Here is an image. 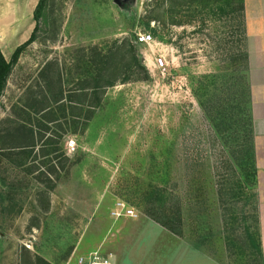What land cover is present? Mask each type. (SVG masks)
<instances>
[{
	"label": "rangeland",
	"instance_id": "rangeland-1",
	"mask_svg": "<svg viewBox=\"0 0 264 264\" xmlns=\"http://www.w3.org/2000/svg\"><path fill=\"white\" fill-rule=\"evenodd\" d=\"M148 1L47 0L35 41L12 69L0 101V124L14 118V103H27L31 93L46 90V75L54 82L63 73L66 91H79L84 49L107 51L114 41L129 40L148 79L107 89L83 133L80 127L62 134L63 123L51 126L58 151L38 157L36 164L51 160L59 181L49 192L33 176L14 173L24 187L0 209V264H39L37 259L67 264L93 255L118 264H174L169 257L180 247L198 254L203 264H244L225 251L213 177L221 147L191 92L193 77L225 66L213 53L210 30L194 33L191 27L158 22L146 27ZM140 33L150 34L154 43L137 45ZM159 56L167 63L165 75L151 66ZM6 164L0 163L2 175ZM149 185L166 191L174 207L179 201L181 238L150 223L145 213L151 208L142 201ZM116 202L132 209L136 220L114 221L110 213ZM173 236L183 245L168 241Z\"/></svg>",
	"mask_w": 264,
	"mask_h": 264
},
{
	"label": "trees",
	"instance_id": "trees-1",
	"mask_svg": "<svg viewBox=\"0 0 264 264\" xmlns=\"http://www.w3.org/2000/svg\"><path fill=\"white\" fill-rule=\"evenodd\" d=\"M46 6L47 0H39L33 14L35 28L30 38L14 51L9 62L0 52V99L13 66L35 41ZM122 7L124 10L131 8L127 5ZM144 20L148 28L151 22H158L169 27H191L194 33L206 29L213 35V53L222 59L225 68L219 73L193 77L191 92L221 147L215 157L213 177L223 213L225 251L228 257L244 261V264H263L244 0H149ZM151 32L156 35V29H151ZM83 57L78 90L85 101L87 115L81 125V133L94 118L95 111L102 107L107 89L148 79V73L137 57L136 45L129 40L114 41L107 51L84 49ZM65 84L67 87L69 82L66 80ZM62 95L61 88L53 102H59ZM67 99L73 102L72 96ZM4 123L6 128L0 127V163L5 161L7 170L0 174V209L6 203H13V194L24 187L23 181L14 173L33 176L32 180L49 192L55 190L60 178L57 165L51 160L36 164L38 157L57 153L55 141L43 140L44 133L49 130L47 127L36 132L25 121L19 123L8 118L0 125ZM39 143L46 149L40 151L41 155L34 151ZM142 201L146 208H151L145 213L147 218L172 235L182 237L183 216L178 200L174 207L166 191L149 185ZM37 261L48 264L41 259Z\"/></svg>",
	"mask_w": 264,
	"mask_h": 264
},
{
	"label": "crops",
	"instance_id": "crops-1",
	"mask_svg": "<svg viewBox=\"0 0 264 264\" xmlns=\"http://www.w3.org/2000/svg\"><path fill=\"white\" fill-rule=\"evenodd\" d=\"M38 2L39 0H0V52L7 62L10 61L14 51L30 38L35 28L33 14ZM244 12L249 68L248 80L253 122V142L257 171L256 194L262 259L264 264V0H244ZM10 76L0 101L6 97ZM63 76V73H58L54 77L56 78L54 82H49L50 75L44 76V79L47 81L46 84L48 85H46V90L44 89L41 93H31L27 103L21 99L19 102L12 105L14 119L17 122L23 123L25 121L29 123L30 127L36 132L45 127L49 129L48 132L44 133L45 136L43 140L52 139L55 141L57 135L56 133L52 135L50 129L53 125L63 123L65 126L64 129L63 127L61 129V125L60 128L58 127L62 134H75L77 129L80 130L81 125L86 119L87 108L84 99L80 97L79 91L74 92V90H72L74 93L66 91L67 87L65 88L64 86ZM61 88L63 90V95L61 99L58 98L59 102L55 104L53 100L57 99L55 95L57 93L59 94ZM68 96L73 97L72 103L68 101ZM96 112L97 110L95 113ZM41 144L42 143L36 145L34 149L35 153L38 154L40 151L42 152V150L46 151ZM56 145L57 144L54 146L55 148ZM41 158L46 159V157ZM124 219L126 218L113 220L117 222ZM150 223L163 229L153 221H150ZM168 241L183 245V242L176 237ZM190 252H192V250ZM190 252L184 253V250L180 247L177 253L169 258L173 259L174 264H184V260L187 261L188 264L204 263L198 254H192L193 252ZM110 258H114V256L111 255ZM193 260H195V262H193ZM201 260L202 262L199 263ZM75 261V257H73V261L72 258H70L68 263L74 264ZM110 263L118 264V261L114 259V261ZM205 264H208V262Z\"/></svg>",
	"mask_w": 264,
	"mask_h": 264
},
{
	"label": "built area",
	"instance_id": "built-area-1",
	"mask_svg": "<svg viewBox=\"0 0 264 264\" xmlns=\"http://www.w3.org/2000/svg\"><path fill=\"white\" fill-rule=\"evenodd\" d=\"M135 43L140 46H148L154 43V40L150 34L140 33L135 39ZM152 69L158 71L159 73L165 75L167 72V63L165 59L161 56L155 58L152 63ZM68 148L73 149L74 142L70 141L68 143ZM111 218L118 220L122 218L136 219L137 215L132 209H129L123 202H116L111 213ZM70 264V263H67ZM75 264H111L108 260L99 258L98 256L93 255L90 258H79Z\"/></svg>",
	"mask_w": 264,
	"mask_h": 264
}]
</instances>
